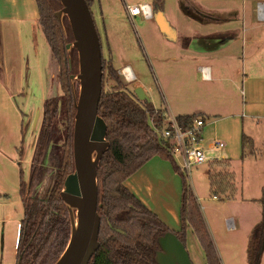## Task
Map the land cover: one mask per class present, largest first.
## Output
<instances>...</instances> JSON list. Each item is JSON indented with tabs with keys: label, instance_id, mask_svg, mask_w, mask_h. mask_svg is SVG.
Instances as JSON below:
<instances>
[{
	"label": "crops",
	"instance_id": "1",
	"mask_svg": "<svg viewBox=\"0 0 264 264\" xmlns=\"http://www.w3.org/2000/svg\"><path fill=\"white\" fill-rule=\"evenodd\" d=\"M151 1L132 5L147 4L152 7L153 17L146 19L143 16L145 20L151 21L148 32L155 33L158 47L165 44L174 51L173 56L164 58L155 50L156 46L153 47L156 64L168 92L171 89V94L175 95L190 84L186 74L190 62L201 64L198 70L202 72L203 81L221 86L220 90L225 96H231L224 89L226 82L235 85L239 91L240 104L232 96L230 101L226 98L229 103L219 107L214 99L203 100L205 109L202 112H189L185 110L186 105H176L175 109L183 113L179 116L202 114L207 129L209 123L217 127V132L212 131L208 136L206 132L203 134L206 145L214 140L226 142L223 149L212 155L230 164L228 172L234 176L237 192L235 198L228 202L231 204L229 210L232 217L226 220L227 229L241 230L246 242L244 248L235 255H229L230 251L224 252L225 260L222 262L235 264L234 257L243 254L241 260L248 264L249 237L262 218V207L258 200L264 187V8L263 13H232V9L227 6L215 9L201 7L198 4L202 0H177L178 9L167 11V0L162 1L163 10L158 9L160 4L156 0ZM254 1L264 7V1L252 0V4ZM123 2L125 7L129 5L126 0ZM158 12L163 14L161 20ZM39 18L36 0H0V149L8 140L13 145L16 139L19 140L15 129H19L22 123L16 98L27 95V80L35 76L40 82L43 81L44 68L48 85L51 80V55L47 65L41 57L43 38L50 47L39 25ZM125 67L136 78L132 66L127 64ZM164 68L168 69V74ZM243 136L253 143L251 151L243 149ZM174 160L176 162L178 158L174 157ZM0 162L3 168L12 165L3 154H0ZM206 174L209 178V172ZM125 186L171 231L181 230L184 185L169 161L154 157L133 174ZM0 189L5 190L3 182H0ZM192 191L198 198L194 186ZM2 197L1 194L0 264H17L22 220L15 219L7 210L13 202L21 199L20 193L18 191L15 199ZM215 226L216 230L212 232L208 224L213 238V233L217 235L220 232V223L216 222ZM218 243L225 245L226 240L220 239ZM186 248L193 264H207L205 253L191 229L187 233ZM259 264H264V247Z\"/></svg>",
	"mask_w": 264,
	"mask_h": 264
},
{
	"label": "trees",
	"instance_id": "2",
	"mask_svg": "<svg viewBox=\"0 0 264 264\" xmlns=\"http://www.w3.org/2000/svg\"><path fill=\"white\" fill-rule=\"evenodd\" d=\"M36 1L39 25L49 44L53 65L59 68L56 79L63 96H52L45 101L29 183L21 172L19 193L24 216L18 240L17 264H55L66 250L72 231L68 206L61 193L67 177L75 172V97L78 93L73 82L79 73L78 53L73 46L69 48L74 37L67 16H63L61 22L56 16L63 8L60 0ZM156 1L160 4L158 9L163 10V0ZM86 2L91 9L94 0ZM102 62L103 92L98 115L108 126L106 139L110 147L97 169L100 247L89 264H158L159 239L173 231L125 186V182L154 157L169 161L183 181L182 225L179 232L173 233L186 246L187 233L191 229L205 253L206 263L222 264L186 176L152 126L154 122L161 129L164 113L152 103H143L137 98L111 59L106 60L102 56ZM107 77L113 82L108 91L105 90ZM62 106L67 124L64 143L60 144L56 138V123ZM197 117L205 118L198 113L179 116L177 121L182 128H186ZM249 148L253 149V143L243 136V149L246 151ZM45 161L50 176L42 190L37 192ZM210 167L211 170H218L209 172L213 197L234 199L237 188L233 174L228 172L230 164L214 161ZM3 197L8 198V195ZM258 202L262 207V218L249 237L248 264H259L264 247V187Z\"/></svg>",
	"mask_w": 264,
	"mask_h": 264
},
{
	"label": "rangeland",
	"instance_id": "3",
	"mask_svg": "<svg viewBox=\"0 0 264 264\" xmlns=\"http://www.w3.org/2000/svg\"><path fill=\"white\" fill-rule=\"evenodd\" d=\"M126 1L127 4L132 5L148 0ZM150 2L152 1L150 0ZM257 4V1H254L252 4V0H202L198 5L212 9L227 6L232 9V13H258ZM166 5L167 11H169V9H178L177 0H167ZM252 8L254 9L252 10ZM91 11L100 36L104 58L106 60L111 59L115 69L118 71L127 64L131 65L136 78L132 83H128V87L132 91H135L138 87H142L147 96L151 99L153 106L165 112L168 117L175 118L183 114L175 109L176 105H182V107L186 105L185 110H190L189 112H196L195 110L202 112L203 109H205L203 100L209 101L210 99H214L216 100V106L219 107L229 103L233 96L234 99L238 100L239 104L241 103L239 91L235 85L230 82L224 83V89L231 95L225 96L220 90L222 88L221 86H218L215 82L203 81L202 72L198 70L201 64H196L195 62L187 64L188 67L190 66L189 70L186 71L190 84L183 91L178 90V93L176 92L175 95L173 93L171 94V89L168 92L161 78L154 57L153 47L156 46L155 50L159 51L162 56H165L164 58L173 56L174 51L165 44L158 47L156 44L158 40L156 39L155 33L148 32V30L151 29V21L145 20L143 15L130 19L123 0H94ZM43 39L41 40L42 45L40 48L41 57L47 65L51 55V80L48 85L47 78H45L47 76L45 74V68L42 74L43 81L40 82L35 76H31V78L27 80V95L16 98L19 120L21 119L22 123L19 129H15V134L18 133L19 140L16 139L14 145L8 140L6 142L7 144L1 145L3 147L0 149V154L8 157L13 165L3 168L0 162V182H3L5 186V190L0 189V193L3 196L8 195L10 199H15V196L18 197L21 172L23 173L26 183H29L31 166L36 152V144L43 124V114L40 115L38 113L43 112L44 104L47 99L52 96H63L61 86L56 79L59 68L58 66L54 67L52 54H50V49ZM164 70L167 71L168 74V69L164 68ZM112 84L113 82L107 77L105 90L108 91ZM73 87L79 94V81L75 80L73 82ZM232 91L234 94H232ZM226 98L229 101H226ZM213 118L210 119V122L213 121ZM66 124V113L62 106L56 123V138L60 144L64 143ZM216 128L217 127L209 123L208 129L206 126L204 133L206 132V136H208L212 131L214 133L217 132ZM215 138L219 139L217 136H215ZM250 150L249 148L247 151ZM20 152H22L23 155H21ZM176 162L178 164L180 163L179 160H176ZM47 164L48 163L45 161L42 165L41 186L37 187L35 190L37 192L42 190L50 176V170ZM210 171L215 172L218 170H211L208 164L194 167L189 177H186V179L190 189H192L193 186L197 189V204L209 232L210 228L212 232H215V223H220V232L217 235L213 233L214 238L212 235L211 238L222 262L223 259L225 260L224 252L226 254V252L230 251L228 253L229 255H235V253H238L244 248L246 238L241 230L231 231L227 229L226 220L232 217L229 210L231 204L228 202H231L232 199H224V197L221 196L219 199L213 198L209 178L206 174ZM7 211L11 213L15 219L22 220L24 210L21 199H19L18 202H13ZM225 229H227L228 233L225 232ZM220 239L226 240V244L223 245L222 243H218ZM3 241L4 236L3 240L1 239V244ZM187 248L191 255V250H189L188 245ZM225 248H227V250ZM242 255L243 254H239L238 257H234L235 264H245L244 260H241Z\"/></svg>",
	"mask_w": 264,
	"mask_h": 264
},
{
	"label": "water",
	"instance_id": "4",
	"mask_svg": "<svg viewBox=\"0 0 264 264\" xmlns=\"http://www.w3.org/2000/svg\"><path fill=\"white\" fill-rule=\"evenodd\" d=\"M62 10L56 16L61 22L67 16L78 53L79 94L75 97L74 162L61 193L71 219L69 244L55 264H89L100 247L101 218L98 213L97 169L105 152L108 126L98 115L103 92L102 47L92 11L86 0H60ZM159 19L163 17L158 12ZM163 25V24H162ZM142 102L151 103L142 87L134 91ZM1 195V194H0ZM158 264H193L186 246L170 232L159 239Z\"/></svg>",
	"mask_w": 264,
	"mask_h": 264
},
{
	"label": "built area",
	"instance_id": "5",
	"mask_svg": "<svg viewBox=\"0 0 264 264\" xmlns=\"http://www.w3.org/2000/svg\"><path fill=\"white\" fill-rule=\"evenodd\" d=\"M263 8V4L260 3L258 12L263 13ZM126 10L130 19H134L140 15H143L146 19L153 17V9L147 4L128 5ZM127 69L128 67H124L121 75L126 81L132 82L135 76H130L126 72ZM203 71L206 73L205 70ZM164 117L165 120L161 129H158L154 122H152V126L157 130L167 150L170 151L173 157L178 158L180 162L178 167L186 177H189L194 167H199L220 159V157H216L212 153L223 149L225 143L220 140H214L207 145L205 144L203 137L206 125L205 118L197 117L186 128H182L177 118L168 117L166 114H164ZM213 198L218 199L217 196ZM230 225L231 223H229Z\"/></svg>",
	"mask_w": 264,
	"mask_h": 264
},
{
	"label": "bare ground",
	"instance_id": "6",
	"mask_svg": "<svg viewBox=\"0 0 264 264\" xmlns=\"http://www.w3.org/2000/svg\"><path fill=\"white\" fill-rule=\"evenodd\" d=\"M130 76L133 77V73L131 72V70L128 68L127 71H126Z\"/></svg>",
	"mask_w": 264,
	"mask_h": 264
},
{
	"label": "flooded vegetation",
	"instance_id": "7",
	"mask_svg": "<svg viewBox=\"0 0 264 264\" xmlns=\"http://www.w3.org/2000/svg\"><path fill=\"white\" fill-rule=\"evenodd\" d=\"M120 75H121V73H119ZM122 76V75H121ZM125 79V78H124ZM126 81V80H125ZM127 82V81H126ZM132 83V82H131ZM127 84H128V82H127ZM134 92V91H133ZM138 98V97H137ZM142 102V101H141ZM143 103H146V102H143ZM156 258H157V256H156Z\"/></svg>",
	"mask_w": 264,
	"mask_h": 264
}]
</instances>
